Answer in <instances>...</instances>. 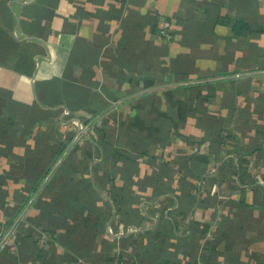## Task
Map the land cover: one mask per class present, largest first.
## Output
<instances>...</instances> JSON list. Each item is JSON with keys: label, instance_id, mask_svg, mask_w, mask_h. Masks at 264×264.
<instances>
[{"label": "crops", "instance_id": "0c3cea01", "mask_svg": "<svg viewBox=\"0 0 264 264\" xmlns=\"http://www.w3.org/2000/svg\"><path fill=\"white\" fill-rule=\"evenodd\" d=\"M237 20L247 28L233 27ZM167 74L169 85L158 86ZM200 92L210 97L194 114ZM143 99L147 123L139 117ZM103 106L109 110L100 115ZM169 111L167 138L156 141L153 121ZM82 123L91 125L78 136ZM105 123L112 134L148 133L151 155L136 157L128 187L137 216H115L111 198V215L90 232L85 255L58 240L78 220H63L59 205L46 214L58 194L44 185L54 171L59 181L67 153L56 156L60 142L78 145L79 161L101 159L85 143ZM192 153L208 156L195 177L176 163ZM228 158L236 175L222 170ZM49 161L33 191L27 180ZM107 170L102 164L98 173ZM186 186L205 201L166 233L159 216L171 217ZM0 191V264H155L142 249L150 240L175 264H264V0H0ZM37 229L45 233L43 258Z\"/></svg>", "mask_w": 264, "mask_h": 264}, {"label": "trees", "instance_id": "16d2710c", "mask_svg": "<svg viewBox=\"0 0 264 264\" xmlns=\"http://www.w3.org/2000/svg\"><path fill=\"white\" fill-rule=\"evenodd\" d=\"M236 22L237 23L233 25V27L240 26V30L247 28L246 23H243L242 20H237ZM170 77L171 76L168 74L161 77V84L158 86L169 85ZM146 79H153V81H155L153 77ZM176 87L178 88L180 86H173V88ZM147 94L148 93H145L144 95ZM139 95L132 97L128 96V98L125 96L121 99L123 101L134 100L140 98ZM144 95L141 94L140 96ZM209 97L210 94L207 92H200L195 99L193 98L191 103L192 113L196 114L197 110L202 111L203 102H205ZM143 100V104H140L141 111L139 117L147 123L149 121V117L147 116L146 111L147 108L150 107V103L145 101V99ZM105 107L106 106H103L99 110L98 114L100 113L101 115V112L106 109ZM107 110L109 109L107 108ZM169 112L170 113H166V115L156 116L153 121L154 127L157 128L155 133L156 141L164 142L167 138L168 130L174 121L173 113L171 111ZM146 123L145 125H148ZM93 128L96 136H90V140L86 141L85 145L89 146V150H94L101 159L97 162H92V159L79 161L74 158L79 146H75L73 143L74 145L72 144V147L70 146L66 149L67 144L60 142L56 148V156L58 157L65 150H67V153L64 154L62 159L59 161V165H57V168H59V181L54 180L58 178L56 177L58 176V172L54 171L56 175H53L54 177L51 176V178L48 179L44 185V190L47 189L55 191L58 194L57 199L52 202L48 201L46 205V214L54 211V209H56L55 206L59 205V215L63 218V220L71 217L75 218L76 221L78 220L77 225H73L68 228L67 235L62 237L59 233L58 240L64 243L66 248H76L81 252H85V250H87L85 255H88V250L90 249V246H92L89 239L90 232H100V229L103 228L102 222L105 219H108L111 215V206L109 202L111 198L116 200L113 204L118 203L117 208H115L118 218L120 216L123 219L129 220L137 216L134 210L130 207L131 198L128 187L133 179L136 157L140 154L151 155L150 141H152V136H149L148 133L146 134V132L140 130H131L129 132L126 130H119L117 134H112V128H109L108 125L106 126V123L101 128L95 126ZM3 132L5 136L10 137L8 135L9 131L4 129ZM91 146L93 147L92 149H90ZM219 147V145L213 143L210 144V153L212 155H217V161L220 160V157H218ZM150 160L152 161L153 158ZM207 160L208 156L206 155H197V153H192L182 157L176 163L182 165L186 170H188L187 173L189 175L195 177L198 176L200 172L206 170ZM222 163V170L228 168V171H231L234 175H236V169L232 165V162H230V158ZM53 164L54 162L49 161L46 167H34L32 177L27 180L30 183V186H32L33 191L39 186L43 176H45L52 169ZM102 164L108 166V170L106 171L107 174L104 176L98 173L99 166ZM222 170L220 172H223ZM39 171H42L41 175L37 174ZM117 173H120V175ZM116 175L121 179V184L115 185ZM149 179L151 181L154 179L158 182L160 180V176L156 174ZM105 185L109 186L105 191L106 196L102 194V189ZM195 189H197V187L190 189L187 186L181 189L182 192L180 196L177 197L179 199V205L170 212V214H172L170 218H167L164 213L160 214L158 222L159 225L165 227L164 230L166 233H169L171 229L179 223L178 221L185 219L188 212L191 211L190 206L192 204L201 205L205 201L198 199L195 194ZM26 198L28 197L26 196L20 201L21 204H24V202L27 201ZM155 209L158 210L157 208ZM86 212L88 214H85ZM16 214L17 211L15 210L12 215ZM85 215L90 217L91 222L90 225L82 226L80 225L79 220H81V217ZM189 227L191 233H193L192 230L196 229L194 225H190ZM205 231L206 229H203V232ZM137 247L140 249L142 248L140 243ZM142 249L145 255L144 258L152 262L154 261L153 263L155 264H175L170 260V256L161 254L158 251V242L156 241L150 240ZM39 256L40 258H43L41 250H39Z\"/></svg>", "mask_w": 264, "mask_h": 264}, {"label": "rangeland", "instance_id": "374dc122", "mask_svg": "<svg viewBox=\"0 0 264 264\" xmlns=\"http://www.w3.org/2000/svg\"><path fill=\"white\" fill-rule=\"evenodd\" d=\"M115 104V102L114 103H112L111 105H114ZM114 107V106H113ZM112 107V108H113ZM94 119H97L96 117L94 118ZM90 127V125L87 123L86 125L85 124H80V127H79V129L77 130V132H76V135H78V136H81L82 134H84L85 132H87L88 131V128ZM86 134V133H85ZM77 136V137H78ZM59 161V160H58ZM57 161V162H58ZM115 216H117V214L115 213ZM21 218V217H20ZM19 218V219H20ZM19 219H17V220H19ZM17 223V222H16ZM16 223H14V224H12V226L11 227H9L8 228V230H7V232H5V234L3 235V237H2V241L4 242L5 240H6V238L8 237V235L11 233V231L14 229V227L16 226ZM35 236L33 237V239L34 240H36V243H37V246H39L42 242H43V237L45 236V233L44 232H42V231H40L39 229H37L36 231H35ZM39 244V245H38ZM44 245V244H43ZM39 249L41 250V251H43V249H44V247H41L40 248V246H39ZM46 263H44V264H56L55 262H47V261H45ZM83 263H86L84 260H80V261H75V262H71V263H67V264H83Z\"/></svg>", "mask_w": 264, "mask_h": 264}, {"label": "built area", "instance_id": "2783aa9c", "mask_svg": "<svg viewBox=\"0 0 264 264\" xmlns=\"http://www.w3.org/2000/svg\"><path fill=\"white\" fill-rule=\"evenodd\" d=\"M160 34L163 35V36H165V37H168L169 36L168 32L166 30H164V29H161L160 30Z\"/></svg>", "mask_w": 264, "mask_h": 264}, {"label": "water", "instance_id": "95a60500", "mask_svg": "<svg viewBox=\"0 0 264 264\" xmlns=\"http://www.w3.org/2000/svg\"><path fill=\"white\" fill-rule=\"evenodd\" d=\"M116 103H117V102H116ZM116 103H115V104H116Z\"/></svg>", "mask_w": 264, "mask_h": 264}]
</instances>
